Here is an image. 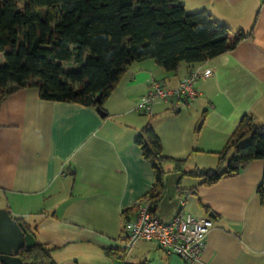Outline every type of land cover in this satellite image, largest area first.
<instances>
[{
    "label": "crops",
    "instance_id": "obj_1",
    "mask_svg": "<svg viewBox=\"0 0 264 264\" xmlns=\"http://www.w3.org/2000/svg\"><path fill=\"white\" fill-rule=\"evenodd\" d=\"M180 1L188 12L207 10L233 30L253 32L195 67L212 72L195 83V100L160 101L152 118L139 113L137 103L154 82L175 89L191 70L181 64L168 72L143 59L128 66L103 102L104 116L79 103L43 100L37 87L0 103V208L23 218L56 264H188L154 241H139L123 262L106 253L122 249L123 211L155 183L152 161L136 142L148 122L169 158L165 169L179 175L174 188L166 182L156 215L170 219L184 199L185 210L214 221L194 264H264V204L257 192L264 160L212 185L182 176L198 179L183 185L177 170L215 168L243 116L264 122V0Z\"/></svg>",
    "mask_w": 264,
    "mask_h": 264
},
{
    "label": "trees",
    "instance_id": "obj_2",
    "mask_svg": "<svg viewBox=\"0 0 264 264\" xmlns=\"http://www.w3.org/2000/svg\"><path fill=\"white\" fill-rule=\"evenodd\" d=\"M26 1L21 8L20 0H0V103L18 90L37 87L46 101L102 108L135 61L153 59L168 72L187 64L192 72L253 36L252 30H233L207 10L188 12L180 0ZM136 142L153 164L155 183L143 199L156 215L167 190L169 158L151 122ZM218 155L215 168L177 170L181 177L202 178L206 185L240 173L252 160H264V124L253 115L243 116ZM257 192L264 204V174ZM137 211L136 206L124 210L123 222ZM14 218L36 239L33 247L20 250L24 264H56L51 248L37 240L31 226ZM106 253L122 262L127 256L122 249Z\"/></svg>",
    "mask_w": 264,
    "mask_h": 264
},
{
    "label": "built area",
    "instance_id": "obj_3",
    "mask_svg": "<svg viewBox=\"0 0 264 264\" xmlns=\"http://www.w3.org/2000/svg\"><path fill=\"white\" fill-rule=\"evenodd\" d=\"M211 75V70L195 68L175 89L165 88L154 82L137 103L136 109L139 113L151 117L155 115V105L160 101L169 102L173 98L195 100V83ZM184 205L185 201L181 199L179 212L170 220L164 221L153 215L149 201L143 198L139 200L135 205L138 209L136 216L122 223L120 242L124 253H130L139 241H154L168 255H176L188 264L199 262L214 221L211 218H196L184 209Z\"/></svg>",
    "mask_w": 264,
    "mask_h": 264
},
{
    "label": "water",
    "instance_id": "obj_4",
    "mask_svg": "<svg viewBox=\"0 0 264 264\" xmlns=\"http://www.w3.org/2000/svg\"><path fill=\"white\" fill-rule=\"evenodd\" d=\"M97 111L102 116L106 115L100 107L97 108ZM35 244L34 235L27 229L25 224L17 221L8 209L0 208V262L2 264H24V260L19 256L20 250L24 247L31 248Z\"/></svg>",
    "mask_w": 264,
    "mask_h": 264
},
{
    "label": "rangeland",
    "instance_id": "obj_5",
    "mask_svg": "<svg viewBox=\"0 0 264 264\" xmlns=\"http://www.w3.org/2000/svg\"><path fill=\"white\" fill-rule=\"evenodd\" d=\"M21 1V8H23V6H24V4L27 2L26 0H20ZM65 69L66 70H77L78 69V67H66L65 66ZM148 117V116H147ZM260 123H264V122H260ZM250 138H251V134H249L244 140H243V143H246V142H248L249 140H250ZM186 170H189V168H185ZM184 179V183H183V185L184 184H186V183H193V182H196V181H198V179H196V178H190V177H186V178H183ZM179 180V175L178 174H176V173H168L167 175H166V182H167V184L171 187V188H174V186H176V183H177V181ZM187 211V210H186Z\"/></svg>",
    "mask_w": 264,
    "mask_h": 264
}]
</instances>
